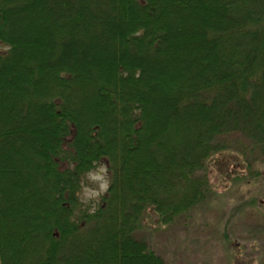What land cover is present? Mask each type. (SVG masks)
<instances>
[{
  "label": "trees",
  "instance_id": "trees-1",
  "mask_svg": "<svg viewBox=\"0 0 264 264\" xmlns=\"http://www.w3.org/2000/svg\"><path fill=\"white\" fill-rule=\"evenodd\" d=\"M0 41V264H169L144 216L264 176V0H0Z\"/></svg>",
  "mask_w": 264,
  "mask_h": 264
},
{
  "label": "rangeland",
  "instance_id": "rangeland-1",
  "mask_svg": "<svg viewBox=\"0 0 264 264\" xmlns=\"http://www.w3.org/2000/svg\"><path fill=\"white\" fill-rule=\"evenodd\" d=\"M257 167L264 171V162ZM216 170L211 201L171 224L158 223L150 212L139 236L169 264H264V176L239 184L219 177Z\"/></svg>",
  "mask_w": 264,
  "mask_h": 264
},
{
  "label": "clouds",
  "instance_id": "clouds-1",
  "mask_svg": "<svg viewBox=\"0 0 264 264\" xmlns=\"http://www.w3.org/2000/svg\"><path fill=\"white\" fill-rule=\"evenodd\" d=\"M133 34L140 36L143 34V29H137ZM11 48L12 44L6 41H0V51L10 52ZM124 74L127 75V73ZM135 75L137 77L139 76V70H137ZM93 164H96V161H93ZM85 178L89 181V184H85L84 179H81L80 190L76 192V197L80 202V206L85 208L89 215H92L96 211L95 202H98L101 196L108 193L110 188L107 166L104 163H100L95 169L90 168L86 172ZM69 219H72V217H69Z\"/></svg>",
  "mask_w": 264,
  "mask_h": 264
}]
</instances>
